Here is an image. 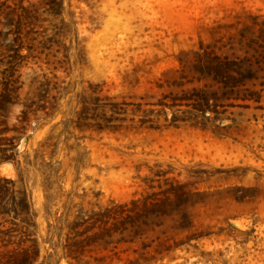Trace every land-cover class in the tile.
Returning a JSON list of instances; mask_svg holds the SVG:
<instances>
[{
  "label": "rangeland",
  "instance_id": "obj_1",
  "mask_svg": "<svg viewBox=\"0 0 264 264\" xmlns=\"http://www.w3.org/2000/svg\"><path fill=\"white\" fill-rule=\"evenodd\" d=\"M16 1L0 0L3 11ZM63 7L64 26L44 13L49 22L19 31L0 16V100L5 84L20 87L0 106V178L31 197L35 264L72 262L56 261L61 247L45 260L54 253L43 242L47 184L51 212L71 203L77 213L139 197L151 176L200 193L196 237L147 263L136 261L137 245L121 244L108 264H264V70L247 83L253 93L234 92L205 63V54L231 59L242 34L257 35L243 27L251 15L264 20V0H64ZM19 35L37 38L23 43L22 59Z\"/></svg>",
  "mask_w": 264,
  "mask_h": 264
},
{
  "label": "trees",
  "instance_id": "obj_2",
  "mask_svg": "<svg viewBox=\"0 0 264 264\" xmlns=\"http://www.w3.org/2000/svg\"><path fill=\"white\" fill-rule=\"evenodd\" d=\"M25 1L18 0L12 6H6L9 9L6 13L2 9L5 3L0 4V16L7 19L5 24H13L19 31L38 25L42 27L50 20L43 17L44 13L55 19L60 18V24L63 26L69 24L62 17L64 0H38L28 6L24 5ZM45 5H50V9L41 12ZM73 16L72 13L71 18ZM261 18L263 16L248 17L244 23V31L257 32V35L248 39L246 34H242L238 40L239 46L233 49L231 59L227 56L223 59L220 57L209 59L205 54L208 57L205 63L209 71L216 73L234 92H240L242 87H246L244 91L253 93L252 89L247 87V83L258 80L257 73L264 70V20ZM238 25H242L240 21ZM16 41L20 45L15 50V56L22 59L25 58L21 55L23 43L25 41L35 43L37 38L19 35ZM31 49L29 46V51ZM239 53H242L243 57ZM20 67L21 63L17 62L12 68L13 74L18 72ZM18 82L19 79H16L13 83ZM261 85L264 86V82ZM10 87V82L5 84L6 93L0 100V106L2 103L11 104V94L17 93L20 89L16 86L11 90ZM29 114L30 112L23 111L25 120L29 119ZM154 175L165 176L158 173ZM1 180L11 184V187L0 186V264H35L40 258V243L35 222L37 213L33 209L31 197L25 187L15 190V181L0 178ZM20 181H23L22 176ZM143 181L146 187L139 197L123 203L112 201L97 210L81 208L77 213L73 212L75 206L71 203H65L62 209L58 208L54 213L51 212L52 207L49 203L51 186L47 184L45 192L48 204H45L44 210L48 237L43 242L50 243L54 253H50L45 260L54 259L57 249L61 247L63 254L56 259L57 262L64 257L72 261L71 264H108V260H113V256L117 255L115 252L117 247L126 244L137 245L139 248L134 249V253L139 255L136 261L147 263L153 260V252L158 256L169 254L195 238L196 235L192 232L195 227L193 211L198 204L196 198L200 193L175 178L157 180L151 176L144 178ZM155 182L158 183L156 186L153 185ZM97 251L109 253L93 255Z\"/></svg>",
  "mask_w": 264,
  "mask_h": 264
},
{
  "label": "water",
  "instance_id": "obj_3",
  "mask_svg": "<svg viewBox=\"0 0 264 264\" xmlns=\"http://www.w3.org/2000/svg\"><path fill=\"white\" fill-rule=\"evenodd\" d=\"M235 226V225H234Z\"/></svg>",
  "mask_w": 264,
  "mask_h": 264
}]
</instances>
